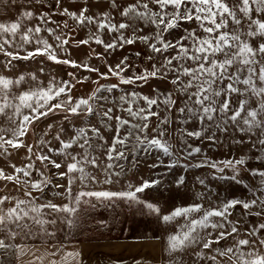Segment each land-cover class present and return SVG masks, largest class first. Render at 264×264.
I'll return each mask as SVG.
<instances>
[{
  "label": "rangeland",
  "instance_id": "374dc122",
  "mask_svg": "<svg viewBox=\"0 0 264 264\" xmlns=\"http://www.w3.org/2000/svg\"><path fill=\"white\" fill-rule=\"evenodd\" d=\"M38 1L0 0V213L141 217L134 0Z\"/></svg>",
  "mask_w": 264,
  "mask_h": 264
},
{
  "label": "crops",
  "instance_id": "0c3cea01",
  "mask_svg": "<svg viewBox=\"0 0 264 264\" xmlns=\"http://www.w3.org/2000/svg\"><path fill=\"white\" fill-rule=\"evenodd\" d=\"M46 1L39 0L38 7L45 9ZM86 1L110 0H66L70 5ZM43 20L47 22L48 16ZM26 22L34 24L37 19ZM5 209L3 205L0 213V264H142L141 236L121 235L128 224L139 227L141 217L126 215L120 205L74 211L45 207L10 213Z\"/></svg>",
  "mask_w": 264,
  "mask_h": 264
}]
</instances>
